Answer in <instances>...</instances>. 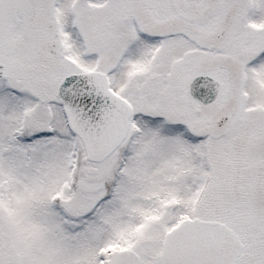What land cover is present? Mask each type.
Masks as SVG:
<instances>
[{"label": "snow or ice", "instance_id": "snow-or-ice-1", "mask_svg": "<svg viewBox=\"0 0 264 264\" xmlns=\"http://www.w3.org/2000/svg\"><path fill=\"white\" fill-rule=\"evenodd\" d=\"M0 264H264V0H0Z\"/></svg>", "mask_w": 264, "mask_h": 264}]
</instances>
